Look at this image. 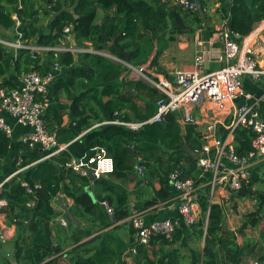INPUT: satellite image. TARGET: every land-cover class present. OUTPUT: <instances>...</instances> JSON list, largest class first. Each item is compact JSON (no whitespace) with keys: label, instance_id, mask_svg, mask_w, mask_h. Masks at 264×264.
I'll use <instances>...</instances> for the list:
<instances>
[{"label":"trees","instance_id":"obj_1","mask_svg":"<svg viewBox=\"0 0 264 264\" xmlns=\"http://www.w3.org/2000/svg\"><path fill=\"white\" fill-rule=\"evenodd\" d=\"M170 1L173 0H43L46 5L44 7L36 5L34 0H0V39H20L38 46L53 47L61 41L70 43L63 33V29L70 26L71 35L75 34L77 48L87 49L84 43L89 42L91 48L96 51L107 49L119 57L122 52L127 64L138 67L146 62L154 42L163 32L170 26L180 29L175 23L174 13L182 14L190 30L203 27L204 18L200 17L196 10L184 12L177 6H169ZM62 8L68 11L61 12L50 21L49 11L59 12ZM98 9L104 12L101 23L96 22ZM39 16L44 20L45 25L42 28L37 25ZM263 19L264 0H230L228 28L233 34L240 38L246 37L251 33L254 24ZM102 23L106 37L111 39L110 43L101 35ZM7 50L0 44V75L6 72V55L10 56L14 65L21 64L23 59L28 66L24 71L35 70L41 75L50 70L55 61L62 68L72 67L50 86L54 89L53 95L57 97V93L64 91L66 99L71 101L69 109L72 120L64 126L61 125V108L56 110L52 118L56 126V139L60 145L66 146L65 150L48 160H40L45 152L39 146L30 148L20 144L18 167L28 168L6 182L5 179L16 170L17 165L7 175L0 172V197L7 200V215L10 222L16 223L18 227V232L12 239L17 264H116L118 255L110 233L106 231L80 243L83 238L90 236L92 231L78 229L67 216L68 212L72 216L77 213L83 216L91 215L102 222V230L109 226V222H106L109 217L101 205L103 201L113 210V222L129 215L130 207L126 194L113 188L104 176L98 179L84 178L65 167V163L70 159H82L94 148H104L107 156L112 159L113 172L107 176H127L133 172L134 165L136 170L142 167L144 178L147 179V175L159 178L161 193H164L165 197L170 193L165 176L172 171H178L182 178L192 180L196 186L203 184L198 196L200 218L191 227L192 235L197 240L204 241L198 254L200 262L195 264H242L243 259L248 257L257 258V264H264V232L257 233L260 224L259 212L264 211V190L258 188V185L264 184V163L251 172L239 191L230 192V199L226 201L227 203L249 199L256 202L255 210L244 215L243 224L239 229L240 233L248 231L249 237L238 246L235 234L227 226L224 206L209 202L210 175L202 174L196 165V159L187 155L186 166L175 160L172 166H167L164 174L160 172L161 168L153 170L154 165L161 167L162 159L145 156V150L139 145L144 143L150 148H162L169 153L172 148L178 149L182 141L175 115H168L164 124L145 125L137 131L113 124L90 129L91 116L88 114L93 115L96 120L128 121L129 117L123 118L120 115L121 107L135 98L126 91L127 87H139L141 94L149 92L150 102L146 103L148 113L140 117L141 120L151 116L154 103L161 98L159 92L141 83L120 82L119 76L125 66L97 54L77 53L76 58L69 52H62L54 57L52 51L39 56L21 49L15 53ZM44 57L49 59L48 66L43 64ZM77 62L93 67L97 82L103 87H92L93 78L85 70L73 68ZM79 79L86 80L85 84L82 81L81 86L88 90L72 99L71 92ZM2 82L8 89L16 87L7 77L2 78ZM101 98H107V101L103 102ZM89 100L94 101L95 107L87 103ZM43 119L51 131L52 125L47 124L48 116H43ZM192 130L193 128L188 127L186 133ZM220 134L223 137L224 133ZM253 137L254 133L250 130L241 128L235 131L232 143L237 156L248 154ZM10 145L11 139L0 132V160L9 155ZM137 157L143 158L137 162ZM22 180L38 183L41 189L34 197L28 195L21 185ZM91 181L94 183L96 202L85 191ZM59 191L71 197L74 202V206L64 215L50 204ZM30 201L35 203L32 210L26 208ZM59 216L67 219V227L55 222ZM254 231L257 237L255 239L251 237ZM46 235L50 237L53 245L59 246V250L54 251L47 245ZM181 236L179 228L175 229L170 241L161 235L152 236L146 245L136 246L134 255L128 251V255L132 256V264H177L182 256L180 250L173 245ZM70 246L73 247L64 252Z\"/></svg>","mask_w":264,"mask_h":264},{"label":"built area","instance_id":"obj_2","mask_svg":"<svg viewBox=\"0 0 264 264\" xmlns=\"http://www.w3.org/2000/svg\"><path fill=\"white\" fill-rule=\"evenodd\" d=\"M173 3L184 11H194L193 0H173ZM253 34L258 36L264 32V19L257 22ZM19 25V23H17ZM67 39L71 35V27L63 29ZM233 34L228 28V20L220 21L215 38L221 43L223 60L225 65L219 69L208 71L205 68L203 55H197L190 69L176 70L173 73L172 82L159 81L155 84L161 98L156 102V112L150 118L140 122H124L114 120L102 124H116L137 131L145 125L164 124L168 115L179 114V121L183 125H198L201 120L194 116L193 110L204 109L208 103V112L217 111L223 115L222 119L207 117L201 130L202 144L198 151L199 158L196 159L197 167L202 174H209L208 185L209 202L214 199L218 192H237L243 183L250 177L251 172L260 164L264 163V117L260 108V102L264 93L253 96L245 91L243 78L252 81H261L264 78V67H260L253 58V46L251 36L246 37L241 47L236 43ZM4 47L29 51L30 54L42 56L48 51L54 52V57L59 53L76 52L94 53L93 49H77L71 45H65V41L53 47L34 45L20 39L14 41L1 40ZM61 66L57 61L52 64L50 70L41 75L35 70L21 71L18 86L8 89L3 85L0 78V113L4 112L12 117L16 123L29 130L21 137L20 144L30 148L39 146L45 152L40 160H48L57 156L65 150V145H60L56 134L47 129L43 114L48 106V90L57 78V72ZM141 73L142 68H135ZM238 100L242 103L237 104ZM214 110V111H213ZM247 129L254 133L251 140V150L243 157L237 156L233 147V134L238 129ZM0 132L11 138L12 128L0 116ZM220 133H224L223 137ZM93 154L86 162L85 157L79 160L70 159L65 163L67 169L72 170L84 178L98 179L113 172V162L104 148H94ZM17 168L10 173L4 182L21 173L28 167ZM137 173L143 177L142 167L137 168ZM170 188L175 193L177 210L183 224L191 228L200 218L201 210L198 203L197 186L190 179H184L178 171H172L167 175ZM26 193L35 196L41 189L38 183L21 181ZM1 187V185H0ZM216 195V196H217ZM56 203L62 215L68 208L69 198L64 192L59 191L51 200ZM34 201L26 204L33 206ZM101 205L104 207L110 221H113V210L106 201ZM7 200L0 197V213L6 209ZM62 227H67L68 222L64 216L56 219ZM129 222L135 230L133 246L128 250L131 255L136 253V246L146 245L152 236L161 235L170 241L176 229V224L171 220L153 221L145 224L139 214L129 217ZM6 227L0 223V239L6 240ZM128 255V252H127ZM131 255H128L131 257ZM121 264H130L122 262ZM250 264H257L251 262Z\"/></svg>","mask_w":264,"mask_h":264},{"label":"crops","instance_id":"obj_3","mask_svg":"<svg viewBox=\"0 0 264 264\" xmlns=\"http://www.w3.org/2000/svg\"><path fill=\"white\" fill-rule=\"evenodd\" d=\"M34 1L36 2V5H44V7H46V5L43 4V0H34ZM199 1L201 3L203 10V16H200L204 18L203 27L200 29L190 30L188 24H186L184 19L182 18L183 17L182 14L174 13V15L177 14L180 17L185 28H180L178 26L180 29H175L170 26L165 32H163L159 36V39L154 42L150 56L148 57L146 62L141 66L132 67L129 64H127L126 57L122 52H120L121 54L120 57L116 56L107 49H103L99 51L94 50V53L91 54L100 55L111 62H115L125 66L124 70L119 76L120 82L121 81L131 82V83L137 82L143 84L145 87L154 88L156 91L157 89L155 87V84L157 82L159 81L172 82L174 71L181 69H190L197 55H203L206 70L213 71L219 69L223 67L225 63L223 60V50L221 43L215 38V34L220 21L224 18H227L228 20L230 0H199ZM169 6L175 7L176 5L173 3V1H170ZM103 15L104 12L101 9H98L97 19H96L97 23H101ZM13 19H15V16H13ZM257 24L258 23L254 24L251 33L246 37L251 36V44L254 49L253 58L256 60V62L260 67H264V32L258 36L253 34V31L255 30ZM37 25L39 28H42V26L45 25L44 20L42 19L41 16H39V21ZM101 31H103V23L101 25ZM246 37L243 38L236 37L234 38V40L239 45V47H241ZM69 40L70 43L69 44L66 43L65 45L67 46L71 45L73 47H76V40H75V46L71 41V36ZM106 42L110 43L111 39L110 41H106ZM84 45L87 46V49L88 48L92 49L89 42H85ZM77 49H82V48H77ZM7 51H13L14 53L16 52L12 48H9ZM77 53H84V52L74 53L76 58H77L76 56ZM48 60L49 59L47 57H44L43 64L44 65L47 64L48 66L49 64ZM81 61L84 60L81 59ZM4 66L6 72L3 75H0V78L2 79L4 77H7L11 81H13V83L17 87L19 83L20 72L24 71L25 68H27L28 66L26 65L23 59L21 61V64L14 65V62L10 59L9 55H6ZM50 67L51 65H49L48 68ZM71 68L65 69L61 67L60 70L57 72L56 80L59 78V76L61 77ZM73 68L77 70H85L87 74H89L93 78V82L91 84L92 87H96V88L103 87L101 83L97 82L98 80L96 77V72L93 67H88L86 65H82L77 62L76 65L73 66ZM135 68H142L141 73L135 71L134 70ZM56 80L55 82H57ZM82 81L83 84L86 83L85 79L78 80L74 89L71 92L72 99L73 97H76L79 94L88 90L87 88L81 86ZM243 84L245 91L253 96H260L264 93V78L261 81L256 82V81H252L247 77H244ZM53 90H54L53 87L48 90V96H47L48 106L43 114V116H48L49 121L47 122V124L49 126L52 125L51 132L56 131V126L52 122V118L55 115L56 110L60 108L63 110L60 113L62 126L66 125L70 120H72V116L70 114V109H69L71 101L66 99V95H65L66 93L64 91L59 92L57 93V97H56L55 95H53ZM139 90L141 89L136 86L127 87L126 91L129 92L131 95H133L135 98L132 99V102L124 104L121 107L120 115L123 118L127 116L129 117V119L128 121L122 119H117V120L124 122H140L150 118L153 114H155L156 102L154 103L151 116L149 115V117L146 119L145 118H143L142 120L140 119V117L148 113V110L146 109V103L150 102V97L148 94L149 92H146L147 94L145 93L141 94ZM101 100L105 102L107 101V98H101ZM87 103L90 104L92 107H95L94 101L89 100ZM236 103L240 104L242 103V100H238ZM260 104H261L260 108L264 117V97L262 98ZM208 107L209 105L208 103H206L204 105V109L193 110L194 116L201 120V124L198 125H183L178 119L180 115L175 114L176 122L179 126V136L181 137L182 142L180 143V147L178 149L176 148L175 150L174 148H172L170 150L171 155L167 150L164 151L162 148H157V147L150 148L149 146H146L144 143L139 144L140 146H142L141 148L145 150L144 151L145 156H148L149 158H151L152 156L153 158L160 157V159H162L160 164L161 167L154 165L153 170H155L158 167L161 168L162 170L160 172L165 174L167 166L168 167L172 166L175 160H179V164L182 166L188 165L186 160H187V155L190 154L180 150L183 144L186 143L189 149H192L193 151H197V149H199L202 144L201 130L203 129L204 122L207 121L206 118L208 116L209 117L212 116L217 119L223 118V115L217 111L213 110L214 112H208ZM116 114L117 113H115V115ZM88 115L91 116L90 129L109 125L110 123L108 124H102V123L114 121V120H105V119L96 120L94 119L93 115L91 114ZM0 116H2L6 121V123L9 124L10 127L12 128L9 155L5 159L0 160V172L3 175L5 174L7 175L16 166L15 163L18 160L20 154V139L29 129L18 125L12 117H10L4 112H1ZM188 127L193 128V130L190 133H186ZM142 158L143 157H137L136 161L139 162ZM167 175L165 176L166 180H167ZM104 177L108 180L109 184L113 188H115L118 192L126 194L128 198V204L130 207L129 215L128 217L117 222L110 221L109 218L108 220L106 219V222L107 221L109 222V226L105 229L100 230V226L102 224L100 220L94 219L91 215L83 216L80 213H77L76 216H72L68 212L71 209L70 207L74 206V202L71 197L65 194L69 198L68 208L65 211L66 214L68 212L67 215L70 216L69 219L72 220L73 224L78 229L82 231H88V230L92 231L90 236L83 238L80 243L87 242L90 239L96 237L97 235L105 233L107 231L114 238L115 251L116 254L118 255L116 264H121L122 262H129L130 264H132L133 263L132 256L131 257L128 256L127 252L133 246V242L135 239V234L133 235V232L135 230L132 229L130 225L129 217L133 214H139L145 224H149L153 221L171 220L176 224V228H179L181 230L182 236L180 240L173 245L174 248H178L180 250L182 256V259H180L177 262V264H195L197 262H200V258L198 254L201 252V249L203 248L204 241L203 239L197 240L192 235L191 228H188L183 224L178 214V210H177L178 204H177V200L175 199V193L171 188L168 197H165L164 196L165 194L161 193L162 185L159 181V178L148 177V175H147V179L144 178V175L143 177H140L137 173L135 165L133 167V172L128 173L127 176L121 175L113 178L109 176H104ZM65 181L68 183L67 179ZM202 185L203 184H200L196 187L198 196ZM85 191L88 192V194L94 199V202H96L94 183L92 181L85 188ZM228 199H230L229 192L223 193L220 191L218 192V196L215 197V200L221 201V205L224 206L227 226L235 234V242L238 246H240L245 241L244 239L245 238L247 239L250 234L248 231L243 233L239 232V229L243 224V220H244L243 217L247 213L255 210L256 202L254 200L241 199V200H233L232 202L226 203ZM34 204L35 203L33 202V206ZM50 204L55 210L60 211L56 203L51 201ZM33 206L26 208L32 210ZM7 214L8 213L6 212V209H4L0 213V223L6 227L5 229L6 240L2 241L0 239L2 244V246H0V264H17L15 262V259L14 262H11L2 255L3 253L8 254L13 251V256H14L12 239H14L15 235L18 232V227L16 223L10 222V218ZM259 217H260V224L258 226L257 233L258 231L264 232V211L259 212ZM56 219L55 222H57ZM255 235H256V231H254L251 237L254 239L257 238L255 237ZM72 247L73 246L68 247L66 250H64V252L70 250ZM252 261L256 263L258 259L248 257L243 259L242 264H250Z\"/></svg>","mask_w":264,"mask_h":264},{"label":"water","instance_id":"obj_4","mask_svg":"<svg viewBox=\"0 0 264 264\" xmlns=\"http://www.w3.org/2000/svg\"><path fill=\"white\" fill-rule=\"evenodd\" d=\"M193 1L195 3V10H196V12L199 13L200 16H203V10H202V6H201L200 1L199 0H193ZM63 11L67 12L68 10L66 8H62L59 12L49 11V13H50L49 20L52 21L56 16H58ZM174 17H175V21H176L177 26H179L180 28H185V26L182 23L180 17L177 14H175ZM101 35L103 36V38H104L105 41H110V39H108L105 36V34H104L103 31H101ZM236 36L239 37L238 35H236ZM71 41H72L73 45L75 46V34L74 33L71 35ZM180 150L189 153L194 159H198L199 158V154L196 153L195 151H193L192 149H189L188 148V145L186 143L183 144V146L181 147ZM92 154H93V151L88 152L86 154L85 158L83 159V161L86 162L88 160V158L92 156ZM211 203L212 204L221 205V201H219V200H212ZM67 216H68V218H70L69 215H67ZM46 243L54 251H57V250L60 249L59 246L53 245V243H52V241H51V239H50V237L48 235H46ZM2 255L5 258H7L9 261L14 262L13 251L11 253H8V254L3 253Z\"/></svg>","mask_w":264,"mask_h":264},{"label":"rangeland","instance_id":"obj_5","mask_svg":"<svg viewBox=\"0 0 264 264\" xmlns=\"http://www.w3.org/2000/svg\"><path fill=\"white\" fill-rule=\"evenodd\" d=\"M5 48L9 49L8 47H5ZM7 52H8V51H7ZM258 188L264 190V184H262V185H258ZM262 224H263V223H262ZM0 246H2L1 241H0Z\"/></svg>","mask_w":264,"mask_h":264},{"label":"clouds","instance_id":"obj_6","mask_svg":"<svg viewBox=\"0 0 264 264\" xmlns=\"http://www.w3.org/2000/svg\"><path fill=\"white\" fill-rule=\"evenodd\" d=\"M71 36V35H70ZM70 38V37H69Z\"/></svg>","mask_w":264,"mask_h":264}]
</instances>
